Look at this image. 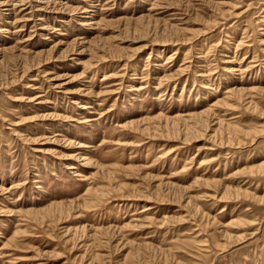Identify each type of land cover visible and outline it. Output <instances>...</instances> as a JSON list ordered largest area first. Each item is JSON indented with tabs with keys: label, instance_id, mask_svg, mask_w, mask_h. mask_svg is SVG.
I'll list each match as a JSON object with an SVG mask.
<instances>
[{
	"label": "rangeland",
	"instance_id": "obj_1",
	"mask_svg": "<svg viewBox=\"0 0 264 264\" xmlns=\"http://www.w3.org/2000/svg\"><path fill=\"white\" fill-rule=\"evenodd\" d=\"M0 264H264V0H0Z\"/></svg>",
	"mask_w": 264,
	"mask_h": 264
},
{
	"label": "bare ground",
	"instance_id": "obj_2",
	"mask_svg": "<svg viewBox=\"0 0 264 264\" xmlns=\"http://www.w3.org/2000/svg\"><path fill=\"white\" fill-rule=\"evenodd\" d=\"M41 1V0H40ZM43 10V9H42ZM7 11H9L8 9H7ZM42 21V20H41ZM89 22V21H88ZM91 22V21H90ZM89 24L88 23H83V25L82 26H88ZM36 90V89H35ZM232 95V94H231ZM87 160V163H91V161L89 160V159H86ZM85 159H83V161H86ZM77 169V167H75V165H71V166H69L68 167V170H76ZM77 172V171H76ZM77 177H81V175H79V174H77L76 175ZM222 201V200H221ZM151 209L152 208H147L146 209V211H151Z\"/></svg>",
	"mask_w": 264,
	"mask_h": 264
}]
</instances>
